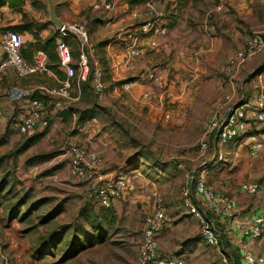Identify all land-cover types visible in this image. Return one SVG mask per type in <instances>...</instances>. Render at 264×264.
Wrapping results in <instances>:
<instances>
[{
  "label": "crops",
  "instance_id": "1",
  "mask_svg": "<svg viewBox=\"0 0 264 264\" xmlns=\"http://www.w3.org/2000/svg\"><path fill=\"white\" fill-rule=\"evenodd\" d=\"M53 1L56 15L64 24L72 23L82 17L88 18V41L94 47L102 44L100 55L105 59L108 70L106 102L112 104L113 101L119 106L125 104L130 107L133 114L136 110L135 106L145 104L142 92L149 87L146 79V72L149 69L160 70L164 75L163 85L157 87L163 96L147 105L148 111L156 118L161 115H184L187 113V105L189 108L192 107L193 100L199 101L202 108L208 112H213L223 96L228 94L232 95L236 102L241 98L250 101L257 92V87L264 85V50L249 59L234 79L224 74L227 58L244 46L251 33L260 32L264 38V0H154V5L166 12L167 32L162 36L154 35L141 39L139 46L142 53L139 57L132 58L131 62L127 61L126 43L122 33L137 25L138 19L133 17L134 13L139 12L143 18L147 16L145 0ZM96 3H99V8L94 7ZM105 3H110L111 9H106ZM23 25L27 28L22 29ZM15 27L20 28L19 32L23 34L22 55L26 60H32L34 51L38 49L35 47L37 42L42 44L45 39L54 37L56 43L63 40L71 48L73 64L76 65L79 41L73 35L67 36L68 38L59 36L56 27L49 22L45 0H5L0 5V28ZM97 53V48L94 54L88 51L92 59H98ZM46 54L48 57L46 72L17 79L12 74L13 69L8 68L0 76V109L3 112L0 119V136L5 129H8L9 136L11 132H16V137L19 138L16 123L26 114L29 101L39 99L49 105L52 97L48 90L59 86L66 77L63 68L58 66L55 69L53 60L55 56L59 63L56 47L49 48V53ZM3 58L4 53L0 48V60ZM17 80L23 81L25 85L15 86ZM124 82L130 83V88L126 92L120 86ZM71 93L77 97L76 102L82 100L80 84L77 85L75 81ZM31 94L36 98L30 99ZM120 95L125 97V100ZM59 118L61 117L58 114H53L51 120ZM50 127L51 124L44 130L48 131ZM80 131L87 133L85 127ZM77 137L75 135L71 138L76 141ZM80 138L81 142L85 137L81 135ZM241 138H243L241 141H236L232 154L221 164L224 166L230 164L227 170L235 173L233 176L228 175L231 180L227 182L223 192L236 199L240 215L247 217L259 211L264 204V192L260 195H248L239 188L242 182L254 181L264 175V158L255 156L250 151L253 141L264 144V122L252 123ZM244 145H247L246 153L241 149ZM99 169L108 176L118 173L111 167L110 162L104 160L99 161ZM125 174L128 178V189L122 198L113 199L111 207H101L94 195L88 199L91 208L84 206L89 214L108 211L115 216L116 223L121 220L123 229L129 235L134 230L139 231L143 212L146 208L154 206L151 196L159 192L156 183H150L147 178ZM241 174L243 176H240ZM245 174L247 180L242 181ZM235 182H239L238 187H231L230 184ZM170 207L164 205L166 225L157 236L159 253L160 256L165 255L161 257L181 258L185 264H188L183 253L180 255L173 253L176 249V237L179 235L182 240L183 236L188 237L198 233V223L186 209L178 212V215ZM188 216H191L194 222L190 221ZM83 225L91 230L85 222ZM220 225H223L225 238L228 241L227 250L238 251L242 243L239 233L222 221ZM106 234L107 232L105 238ZM135 234L137 236V233ZM131 241L135 247L134 235ZM228 251L226 264H232V254Z\"/></svg>",
  "mask_w": 264,
  "mask_h": 264
},
{
  "label": "rangeland",
  "instance_id": "2",
  "mask_svg": "<svg viewBox=\"0 0 264 264\" xmlns=\"http://www.w3.org/2000/svg\"><path fill=\"white\" fill-rule=\"evenodd\" d=\"M12 74L19 79L15 72ZM14 85L20 87L25 84L17 80ZM95 100L86 98L74 102L70 106L75 111L72 112L71 121L52 119L46 134L36 144L16 155L13 153L25 136L19 135L17 138L16 132H11V136H6V142L0 145V157L4 156L0 166V181L5 178L0 192V241L3 255L0 264H140L136 257V246L131 241L132 235L136 241L138 229L128 235L121 220L117 223L114 220V225L104 227L107 228V237L103 242L83 250L73 258L64 259L63 244L69 241L75 227L76 233L80 232L84 221L78 218V212L84 205L91 208L88 199L93 195L87 183L77 181L70 175L69 155L65 154L70 145L98 152L100 160L110 162L118 173L143 176L150 183H156L160 195L151 196L152 203L160 200L163 207L171 206L176 214L186 209L181 201V187L190 171L198 170L206 163L207 186L217 192H223L231 180L228 175L235 174L227 170L230 164H221L232 154L236 141L243 138L238 135L220 146L213 135L209 138L207 150L200 152L197 145L213 112L202 108L199 101L193 100L191 108L187 105L184 115L165 117L160 113L161 117L156 118L148 111L147 105L150 103L135 106L137 111L133 114L125 104L119 106L113 101L109 104ZM93 103L95 115L77 120V109L80 111ZM82 127L87 133L80 131ZM75 135L78 136L76 141L71 138ZM81 135L85 138L80 142ZM241 149L246 153L247 145ZM38 155L51 156L41 162L29 161ZM214 163L221 166H213ZM244 180H247L246 174ZM238 183H231L230 186L238 187ZM38 200L42 202L32 207ZM16 204V211L9 218V210ZM54 209H58V214L44 220ZM151 209L146 208L143 214ZM191 216L188 217L194 222ZM63 225L71 229L62 233ZM218 227L225 236L223 225ZM197 230L198 233L183 236L182 240L176 235L173 253H183L188 264H226L220 251L207 245L201 238L199 226ZM52 231L56 235L62 234L61 244L52 252L38 254L37 247ZM227 248L224 245L225 252ZM236 256L240 264H245L240 252H236Z\"/></svg>",
  "mask_w": 264,
  "mask_h": 264
},
{
  "label": "built area",
  "instance_id": "3",
  "mask_svg": "<svg viewBox=\"0 0 264 264\" xmlns=\"http://www.w3.org/2000/svg\"><path fill=\"white\" fill-rule=\"evenodd\" d=\"M169 1V0H164ZM99 8V3L94 5ZM106 9H111L110 3H105ZM145 7L148 14L145 18L138 13L133 17L138 19L137 25L122 33L125 40L127 61L141 55L139 43L143 38L154 35H165L166 12L154 5V0H145ZM87 17H82L72 23L63 24L58 30L60 37L64 38L73 35L79 41V51L76 65L73 64L71 48L63 40L56 45L59 58V66L64 69L66 77L57 87L48 90L52 97L49 105L39 99H32L27 106V112L20 121L16 123L17 132L20 135H29L36 131L45 129L53 114L67 110L77 101V97L71 93L73 81L77 85L86 81L90 71V83L97 102L104 103L108 92L107 82L104 80V73L98 59L89 57L88 51L94 54L95 47L88 41ZM212 28V27H210ZM24 44L23 34L19 31L0 28V48L4 58L0 60V76L11 68L20 78L43 73L48 70L47 54L37 49L32 55V60H26L22 55ZM154 44V43H152ZM87 49V50H86ZM264 50V38L260 32H253L242 48L231 54L224 65V72L234 79L240 72L241 67L251 58ZM91 58V59H90ZM92 68V69H91ZM146 79L149 87L142 92V99L145 104L163 96L157 87L163 85V72L156 69H149L146 72ZM130 83H122L123 91H128ZM253 98L237 102L233 96H223L222 101L213 110V114L204 129L203 135L198 142V150L204 152L208 148L209 138L214 135L221 146L238 135H243L252 123L264 122V85L257 87ZM120 97H123L120 95ZM125 100V97L122 98ZM3 112L0 109V119ZM168 117V115H164ZM250 151L255 156L264 158V144L253 141ZM66 155H69L68 169L70 175L77 181L88 184L90 191L101 207H111L113 199H120L128 189V178L125 173H118L111 176L106 175L99 169L100 155L96 151L87 150L84 147L70 145ZM206 163L194 173L187 176L181 187L182 205L187 209L198 223L199 234L204 242L220 251L224 263L228 262L227 251H224L222 233L219 230L221 221L226 226H232L240 235L242 243L239 252L245 264H264V204L259 211L250 216L240 215L237 201L234 197L225 192H217L207 186ZM181 167V164H179ZM240 190L248 195H260L264 192V175L254 181H245L240 184ZM201 202V203H200ZM166 213L160 200H156L152 210L143 214L142 225L136 236V257L140 264H185L181 258L161 257L158 249V234L165 228ZM0 258L1 253L0 241Z\"/></svg>",
  "mask_w": 264,
  "mask_h": 264
},
{
  "label": "trees",
  "instance_id": "4",
  "mask_svg": "<svg viewBox=\"0 0 264 264\" xmlns=\"http://www.w3.org/2000/svg\"><path fill=\"white\" fill-rule=\"evenodd\" d=\"M4 1L5 0L0 1V5H2L4 3ZM22 27H23L22 29L27 28V26H25V25H23ZM6 29L19 31L20 28L15 27V28H6ZM56 45H57L56 39L54 37H50V38L45 39L44 43H42V44L37 42L35 47L43 50L45 53H49V48L52 49V48L56 47ZM101 45H102L101 43H100V45H96L95 49L97 48V50H98L97 55H98V59L100 61L101 67L103 69L104 80L106 82H108L109 80H108V70L106 67V61L103 58V56L100 55ZM22 51H23V49H22ZM53 60H54V63H55L54 66L56 69L59 66L57 56H55V58H53ZM47 68H48V65H47ZM91 72H92V70L90 71L87 80L80 83L82 100L83 99L85 100L86 98L95 100V96H94L92 86L90 83ZM31 98H36V96L31 94L30 99ZM93 106H94V103L92 105H90L89 107L80 109V111H79V109H77V112L79 114L76 117V119L82 120L84 118H87V119L92 118L95 115V109L93 108ZM72 112H75V111H73V108H70L69 110H62V111L58 112L57 114L59 117L63 118L64 120L65 119L71 120L73 117ZM50 124H51V119L49 121L48 126ZM46 131H47V129L46 130L43 129L42 131H36L32 134L25 135V138L21 142V145L14 151L13 154L16 155L17 153H20V152L28 149L29 147L33 146L34 144H36L42 138V136L46 133ZM8 134H9L8 129H5L2 136H0V145L4 144L6 142L5 140H6V136ZM50 156L51 155H38V156L30 158L29 161L41 162ZM3 158H4V156L0 157V166H1ZM54 168H56V167H54ZM54 168H53V170H54ZM4 182H5V178H3L0 181V192L2 190V185L4 184ZM41 202H42V200L36 201L32 207L38 206ZM16 208H17V204L13 205V207L10 208L9 213H8L9 218H11L12 215L15 213ZM59 212H60V210H59ZM57 214H58V209H54L53 211H51L47 215V218H44V220L50 219L52 216L57 215ZM78 218L83 219V221L87 224L86 226H89L91 228L90 231L92 233L88 229H86L84 225H82V227H80L81 228L80 232L76 233L77 229L75 227V229L72 230L71 238L69 239V241H66V243L63 244V247H65V249L63 251L64 259L73 258V257L77 256L80 252H82L83 250L90 248V247H93L97 243L103 242L104 238H105V233L107 232V228L104 229V227L112 226L114 223V217L108 211L101 212V213L95 212L93 214H89V212L86 211L85 208H82V209H80V211L78 213ZM70 229H71L70 226L63 225L61 227V232L64 233ZM62 239H63L62 234L56 235V232L54 233L52 231L48 234V236L45 238L44 241H41V243L39 242L40 245L37 247L36 252L40 255L48 253V252H52V250H54V248H56L58 245L61 244L60 242L62 241ZM222 241H223L224 245L228 246V241L224 235H222ZM231 252H232L231 254H232V258H233L232 264H240L241 262H239V257L236 256V252L239 253V250L238 251L232 250Z\"/></svg>",
  "mask_w": 264,
  "mask_h": 264
},
{
  "label": "water",
  "instance_id": "5",
  "mask_svg": "<svg viewBox=\"0 0 264 264\" xmlns=\"http://www.w3.org/2000/svg\"><path fill=\"white\" fill-rule=\"evenodd\" d=\"M48 6V16H49V22L56 27L57 30H59L63 26V22L57 17L56 15V8L55 3L53 0H45ZM194 171H191V174H193Z\"/></svg>",
  "mask_w": 264,
  "mask_h": 264
}]
</instances>
